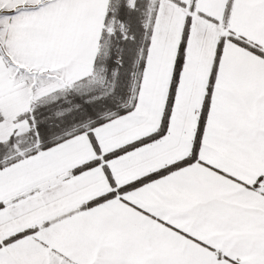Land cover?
Here are the masks:
<instances>
[{"label":"snow or ice","instance_id":"6c2138e0","mask_svg":"<svg viewBox=\"0 0 264 264\" xmlns=\"http://www.w3.org/2000/svg\"><path fill=\"white\" fill-rule=\"evenodd\" d=\"M0 264H264V0H0Z\"/></svg>","mask_w":264,"mask_h":264}]
</instances>
